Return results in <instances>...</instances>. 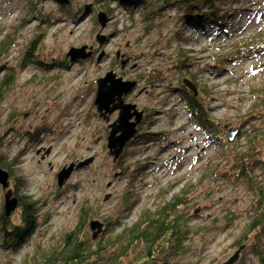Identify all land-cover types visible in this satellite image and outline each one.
I'll return each mask as SVG.
<instances>
[{
	"label": "rangeland",
	"instance_id": "374dc122",
	"mask_svg": "<svg viewBox=\"0 0 264 264\" xmlns=\"http://www.w3.org/2000/svg\"><path fill=\"white\" fill-rule=\"evenodd\" d=\"M221 8L224 22L214 28L206 8L199 7L194 26L164 0H72L57 20L56 2L0 0L7 51L0 79L13 77L0 99V160L38 211L19 248L0 246V264H23L79 226L78 240L96 245L186 187L182 210L191 230L184 251L168 255L166 264H222L239 244L233 264H264V226L246 231L253 193L236 164L253 133L264 130V0H224ZM99 12L107 17L104 28ZM45 17L54 24L41 22ZM42 33L29 57L35 60L21 67L23 50ZM81 47L89 56L71 63L66 53ZM108 72L135 82L125 101L144 111L139 139L115 161L106 137L117 112L102 119L93 105L96 81ZM261 150L262 162L244 161L252 171L264 167V143ZM78 163L58 188L57 173ZM83 208L87 218H80ZM17 218L15 210L8 220ZM90 221L102 225L94 239Z\"/></svg>",
	"mask_w": 264,
	"mask_h": 264
},
{
	"label": "trees",
	"instance_id": "16d2710c",
	"mask_svg": "<svg viewBox=\"0 0 264 264\" xmlns=\"http://www.w3.org/2000/svg\"><path fill=\"white\" fill-rule=\"evenodd\" d=\"M56 2L57 15L55 20L61 19L62 13L68 11L69 4L72 0H50ZM122 6L133 4L134 0H118ZM177 4L173 0H164L167 9H174L185 15L186 21L191 22L194 26L200 22L202 13L199 7L206 8L209 21L207 24L219 28L224 22L223 17L219 14L222 12V2L224 0H178ZM78 14V12L76 11ZM224 14V12H222ZM206 14V15H207ZM52 17H45L41 22L45 25L54 24L50 21ZM206 19V17L204 18ZM46 37V33L36 34L22 52L20 66H24L29 59L36 54L39 44ZM5 41L0 42V55L6 53L4 48ZM12 75H5L0 79V99L3 91L8 89L13 82ZM199 105H194V112H198ZM198 116L202 117L200 113ZM139 136V135H138ZM136 134L127 143L125 148L130 147L138 140ZM264 143V130L253 133L252 141H248L242 156H237V162L241 163L238 168V174L245 179L250 191L253 193V203L248 219L250 222L245 226L246 231L255 230L264 226V167L262 163L256 166L255 171L245 166V162L258 161L262 158L261 144ZM264 162V159H263ZM247 164V163H246ZM255 165V164H254ZM0 167L8 173L9 183L12 187L13 196L18 201V218L17 223L13 224L5 219L0 211V246L7 248L10 252L19 248L22 241L32 234L37 220L36 203L29 197L20 192L22 184L9 165L0 160ZM247 169H250L249 171ZM259 178L256 179V176ZM188 196V187L182 189L178 194L173 195L169 201L164 202L153 210H143L136 222L130 226H118V233L110 234L106 240H102L96 245H88L85 241L78 240L79 227H75L70 232L61 237L59 246L52 248L50 251H36L34 256L24 259L23 264H123L126 259L127 264H148L157 260L161 264H166L168 255L181 254L184 251V240L191 230L190 216L182 210L186 205ZM89 208L81 210L80 218H87ZM239 244L238 247H241ZM116 248V249H114ZM103 253H106V255Z\"/></svg>",
	"mask_w": 264,
	"mask_h": 264
},
{
	"label": "water",
	"instance_id": "95a60500",
	"mask_svg": "<svg viewBox=\"0 0 264 264\" xmlns=\"http://www.w3.org/2000/svg\"><path fill=\"white\" fill-rule=\"evenodd\" d=\"M97 21L100 28H104L107 22V17L103 12L97 15ZM100 42L101 38H97ZM89 53H85V47L80 49L71 48L66 53V57L72 63L75 60L87 58ZM186 87L193 90L189 82H184ZM136 84L134 81H123L122 78L116 77L114 73L108 72L102 78L96 81V92L93 101L98 116L106 119L108 115L117 112V118L109 126V132L106 137V147L109 155L115 161L124 150L126 144L136 134V127L142 120V112L138 111L134 105L124 102V97L129 94ZM193 95V93H192ZM82 164V163H80ZM74 165L70 164L68 167H63L56 175L57 187L61 188L64 182L69 178L74 170ZM77 168V165H76ZM9 176L6 171L0 167V188L3 193V207L2 215L5 219L10 217L11 213L17 210L18 201L13 196L12 190L9 188ZM89 230L92 231V238L94 239L102 230V225L97 221H90L88 224ZM239 247L234 254L222 264H233L238 259V254L242 250Z\"/></svg>",
	"mask_w": 264,
	"mask_h": 264
},
{
	"label": "flooded vegetation",
	"instance_id": "af4514ba",
	"mask_svg": "<svg viewBox=\"0 0 264 264\" xmlns=\"http://www.w3.org/2000/svg\"><path fill=\"white\" fill-rule=\"evenodd\" d=\"M120 78H121V77H120ZM95 91H96V90H95ZM130 93H131V92H130ZM130 93H129V94H130ZM127 95H128V94H127ZM127 95H126V96H127ZM126 96L124 97V102L127 103V104H130V103H128V102L125 101ZM131 105H132V104H131ZM141 112H142V111H141ZM143 113H144V111H143ZM143 113H142V114H143ZM143 119H144V118H143ZM143 119H142V120H143ZM137 127H138V126H137ZM137 127H136V128H137ZM136 130H137V129H136ZM136 132H137V131H136ZM134 136H135V135H134ZM126 145H127V144H126ZM125 147H126V146H125ZM124 149H125V148H124ZM116 160H117V159H116Z\"/></svg>",
	"mask_w": 264,
	"mask_h": 264
},
{
	"label": "bare ground",
	"instance_id": "6f19581e",
	"mask_svg": "<svg viewBox=\"0 0 264 264\" xmlns=\"http://www.w3.org/2000/svg\"><path fill=\"white\" fill-rule=\"evenodd\" d=\"M115 120H116V119H115ZM115 120H114V121H115ZM135 141L137 142V140H135ZM76 165H77V168H80V167L83 166V164H80V163H78V164H76ZM74 166H75V165H74ZM74 169H76V166L74 167ZM73 171H74V170H73ZM73 171H72V172H73Z\"/></svg>",
	"mask_w": 264,
	"mask_h": 264
}]
</instances>
